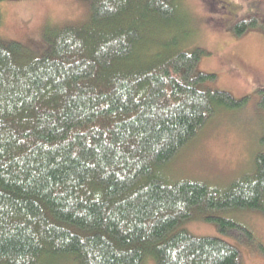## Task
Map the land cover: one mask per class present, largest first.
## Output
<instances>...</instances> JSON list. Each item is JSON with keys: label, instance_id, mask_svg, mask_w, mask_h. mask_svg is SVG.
<instances>
[{"label": "trees", "instance_id": "obj_1", "mask_svg": "<svg viewBox=\"0 0 264 264\" xmlns=\"http://www.w3.org/2000/svg\"><path fill=\"white\" fill-rule=\"evenodd\" d=\"M180 6L90 0L87 22L50 34L27 63L22 44L0 39V264H241L234 246L184 226L198 213L248 234L210 214H264V154L223 192L158 175L211 119L248 101L203 87L215 79L198 72L208 54L173 36Z\"/></svg>", "mask_w": 264, "mask_h": 264}, {"label": "rangeland", "instance_id": "obj_2", "mask_svg": "<svg viewBox=\"0 0 264 264\" xmlns=\"http://www.w3.org/2000/svg\"><path fill=\"white\" fill-rule=\"evenodd\" d=\"M1 12L0 39L5 44H22L27 63L44 55L50 34L87 22L90 0H8ZM177 18L183 28L173 36L180 37L181 49H202L208 54L202 57L198 72L215 79L203 87L248 101L241 109L211 119L158 175L172 184L193 182L223 192L252 176L257 157L264 154V110L260 108L264 96V0H181ZM253 21L258 22L257 29L236 35L237 25ZM210 216L233 222L248 234L237 230L225 234L198 213L184 228L198 238H220L234 246L241 254V264H264V214L228 211ZM43 264L77 262L64 256L49 257Z\"/></svg>", "mask_w": 264, "mask_h": 264}]
</instances>
